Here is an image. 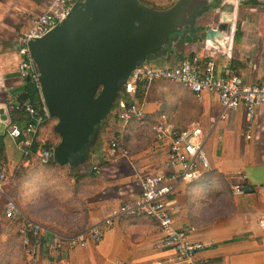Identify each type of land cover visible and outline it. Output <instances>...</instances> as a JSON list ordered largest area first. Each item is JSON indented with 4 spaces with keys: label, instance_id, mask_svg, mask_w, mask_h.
Here are the masks:
<instances>
[{
    "label": "crops",
    "instance_id": "1",
    "mask_svg": "<svg viewBox=\"0 0 264 264\" xmlns=\"http://www.w3.org/2000/svg\"><path fill=\"white\" fill-rule=\"evenodd\" d=\"M50 1L0 0V109L6 117L0 120L4 126L0 135L3 143L0 168L6 174L12 169L35 173L37 168L44 172L61 168L41 164L37 154L42 149L36 153L32 147L26 149L5 131L7 122H20L22 111L19 107L31 102L25 96L26 83L32 81L21 79L17 73L19 50L25 47V35ZM199 2L219 3L226 8L215 11L212 16L213 23L224 17L230 24L228 35L219 46L192 39L185 31L183 40L180 44L178 42L174 51L150 58L143 64L166 67L183 59L203 62L213 57L218 64L229 63L247 84L262 81L264 2L190 0V5ZM138 90L139 94L143 91ZM144 114L142 126L134 122L123 126L115 121L118 128L105 129L109 136L122 134L124 144L126 142L129 147L126 156H110L114 160L104 168L97 166L95 158L84 166L81 163L62 167L65 171L60 186L73 185L76 190L68 192L71 199L67 207L68 222L61 228L63 234L50 228L46 229L47 234L68 239L103 225V235L100 241L88 240L84 246L70 247L67 240H60L56 248L54 244L49 245L52 264H171L174 253L159 246L162 235L153 220L123 213L112 217L109 226L105 223L119 205L138 198L140 184L137 174L163 172L167 148L154 143L149 132L152 125L163 123L162 115L175 132L191 123H200L203 131L208 133L204 149L215 183L212 182L207 190L182 183L174 194L177 207L173 214L175 226L192 227L189 241L207 246L197 253L196 259L202 264H264V105L257 109L251 121L241 110L230 112L226 119H218L217 95L203 93L196 97L177 84L158 81L146 90ZM45 124L46 127L41 128L34 139L38 145L47 140L55 122L50 119ZM9 143L15 148L16 155H8ZM118 162L128 169L126 176L110 170L116 168ZM35 164L40 166L30 167ZM97 167L98 173L94 170ZM236 181L243 182L247 191L234 194L230 185ZM0 219L6 220L2 211ZM260 220H263L262 225Z\"/></svg>",
    "mask_w": 264,
    "mask_h": 264
},
{
    "label": "built area",
    "instance_id": "2",
    "mask_svg": "<svg viewBox=\"0 0 264 264\" xmlns=\"http://www.w3.org/2000/svg\"><path fill=\"white\" fill-rule=\"evenodd\" d=\"M77 0H51L43 14L37 16L34 24L24 37L25 47L19 50L20 59L17 64V73L21 79H29L37 89L36 103L26 102L19 107L22 111L20 122H7L6 133L26 149L31 148L34 139L41 127L50 120V116L40 96L38 75L35 72L33 60L27 49L30 38H39L53 27L63 21L68 15L72 5ZM264 2V0H262ZM158 81L177 84L190 90L196 97L203 93L215 94L218 97L220 114L218 119H226L233 111L241 110L246 119L253 120L256 110L264 105V76L260 82L247 84L241 76L237 75L229 63L218 64L213 57L203 62L183 59L178 63L166 67H154L141 64L130 75L123 86L115 106L109 113L123 126L129 123L144 122V103L147 88ZM138 89H142L141 99H136ZM145 90V91H144ZM152 125L149 129L153 142L166 146V158L163 162V172L137 174L140 184L138 198L124 202L112 215L105 220L106 226L111 224V218L123 213L142 215L153 220L160 228L162 239L159 246L170 249L174 253L171 264H202L196 255L207 248L203 243L189 241V234L193 231L190 226L176 227L173 214L175 206L174 194L177 187L182 184H199L212 170L206 155L204 145L208 137L200 123H191L187 127L175 132L173 127L165 122ZM203 135V136H202ZM202 136V137H201ZM122 134L115 135L106 149L107 155L114 156L117 150H124ZM54 147L41 150L37 154L39 162L43 165L52 160ZM98 173V170H95ZM8 174L0 168V203L2 214L12 223L20 219L21 226L18 234L22 240V250L31 258L38 255L39 243L49 242L58 246L60 240H67L70 247L84 246L88 240L100 241L103 235V225L95 226L88 231L70 237L62 238L60 235H49L41 226L30 222L17 207L16 200L6 190L11 182ZM230 188L234 194H243L245 184L241 181L233 182ZM263 224V220H260ZM31 237V239H30Z\"/></svg>",
    "mask_w": 264,
    "mask_h": 264
},
{
    "label": "water",
    "instance_id": "3",
    "mask_svg": "<svg viewBox=\"0 0 264 264\" xmlns=\"http://www.w3.org/2000/svg\"><path fill=\"white\" fill-rule=\"evenodd\" d=\"M218 7L178 0L156 10L139 0H82L45 35L30 38L40 96L59 137L53 161L72 167L84 161L131 73L182 28L218 47L230 28L224 17L212 22Z\"/></svg>",
    "mask_w": 264,
    "mask_h": 264
},
{
    "label": "rangeland",
    "instance_id": "4",
    "mask_svg": "<svg viewBox=\"0 0 264 264\" xmlns=\"http://www.w3.org/2000/svg\"><path fill=\"white\" fill-rule=\"evenodd\" d=\"M79 1L82 0H77L74 3ZM143 1L150 7H154L156 10L168 9L175 3V0ZM214 5L218 7L220 4L215 3ZM219 7V9H216L217 11L226 10L225 7ZM217 17L218 16H215V19H217ZM184 29L185 28H182L181 32L179 33V44L183 40V36L185 34ZM198 44H201V42ZM110 115L111 114L105 117V122H103L101 125L99 133L94 138L90 149L87 151L86 155L83 156L85 162L83 161L81 166L87 165L88 161L91 162L92 159L95 158L97 166L104 168L110 164L112 160H114V158H110L107 155V147L104 148V146H108V142L114 137L113 135L109 136L105 129L108 127L110 129L119 127L117 122H115L116 119H113V117ZM136 124L138 125V123ZM45 127L46 124H44L41 128ZM52 130L53 128L49 130L48 138H45L47 139L46 141L56 144L59 142V138ZM3 131L4 126L0 124V135ZM123 148L124 150L122 152L116 153V156H126L129 153V147L126 142ZM7 153L11 156L16 155V150L10 143L7 145ZM37 166L40 165L35 164V166L30 167L36 168ZM98 167L94 170H98ZM115 167L116 168H111L110 170L117 171L118 174L122 176H126V174L129 172L128 169L122 164H119V162L115 164ZM54 169L55 170L51 171L45 170L46 172H44L42 168H37L35 169V173H32L29 170L27 173V171L24 172V169H21L19 171L17 170V174L16 169L9 170V179H12L13 182L11 180L7 190L12 197L15 196L17 206L19 207L20 211L27 216L29 221H35V223L41 226L45 232L47 228H50L60 232L59 234H63L64 230L62 229V231L61 228H64L62 225H65V223L67 224L68 222L67 207L71 199V196L68 194V192L69 190L75 191L76 188L73 185L62 188L59 182L62 178H64L63 171L65 170L63 169L65 168L61 167ZM49 180L51 181L49 182ZM73 197H75V194H73ZM0 204H2V202ZM1 209L2 205H0V212ZM20 226L13 223L10 224L3 219L0 220V264H52L53 261H50L52 254L51 250H49L48 241H40L38 255L34 259L31 258L27 252L22 250V240L18 234V229ZM19 240L21 241L20 244Z\"/></svg>",
    "mask_w": 264,
    "mask_h": 264
},
{
    "label": "trees",
    "instance_id": "5",
    "mask_svg": "<svg viewBox=\"0 0 264 264\" xmlns=\"http://www.w3.org/2000/svg\"><path fill=\"white\" fill-rule=\"evenodd\" d=\"M142 4H144V5H146V6H148V7H150L148 4H146L143 0H139ZM152 8H154V7H152ZM180 36V34L178 33V34H176L175 35V37L174 36H172L171 38H170V40L162 47V49L158 52V54H157V56H159V55H161V54H163V53H167L168 51H174L175 49H176V45L178 44V42H180L178 39L180 38L179 37ZM175 38V39H174ZM156 56V57H157ZM162 82H165V81H162ZM26 89H27V95L25 96V98H28L29 97V99H30V101L32 102V103H34V101H36L37 100V98H38V93H37V89H36V87L33 85V83L32 82H27L26 83ZM141 94H139V93H137L136 94V99H138V100H140L141 99V96H140ZM172 112L173 113H175V109H173L172 110ZM162 115V114H161ZM54 132V131H53ZM56 134V133H55ZM57 135V134H56ZM58 136V135H57ZM59 138V137H58ZM123 138L121 139V141L123 142ZM38 141H35L33 144H32V149H33V152H37L36 150H40V149H46V148H50V147H55V145L57 144H54V143H51V142H48V141H44L43 143H40L39 145H38ZM108 146H109V142H108ZM108 146H106L107 148H108ZM2 151H3V143L0 141V158H1V153H2ZM118 152H121L120 150H117L116 152H115V156H116V153H118ZM85 162V161H84ZM49 164H52V165H56V166H59V167H65V166H68L69 167V165H60V164H57L56 162H54L53 161V159L48 163V165ZM81 164V163H80ZM16 174H17V172H16ZM80 175H83V174H80ZM9 176V175H8ZM77 178V177H76ZM12 182H13V180H12ZM215 183L214 182V176H213V171L211 170L210 172H209V174L206 176V178L201 182V183H199V184H194V185H196L197 187H202L204 190H207V189H209V187H210V184L211 183ZM8 186H9V184L6 186V190H7V188H8ZM75 187V186H74ZM76 188V187H75ZM8 191V190H7ZM14 198H15V196H13ZM15 200H16V198H15ZM1 220V219H0ZM8 222V221H7ZM9 223V222H8ZM13 224H17L18 226H20V223H21V221H20V219H17L16 221H14V222H12ZM11 224V223H10ZM20 240H19V244H20Z\"/></svg>",
    "mask_w": 264,
    "mask_h": 264
}]
</instances>
